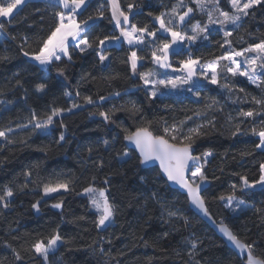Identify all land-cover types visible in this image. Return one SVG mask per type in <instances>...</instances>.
I'll use <instances>...</instances> for the list:
<instances>
[{"label": "trees", "instance_id": "16d2710c", "mask_svg": "<svg viewBox=\"0 0 264 264\" xmlns=\"http://www.w3.org/2000/svg\"><path fill=\"white\" fill-rule=\"evenodd\" d=\"M221 1V5L230 12L224 0ZM3 2L0 0V3ZM176 2L120 0V5L125 11L130 3L138 5L130 14L131 23L140 27L148 25L150 30L155 31L159 24L153 21L149 13L158 15L161 11L171 9ZM185 2L193 7L189 0ZM102 5L109 9L104 0H89L88 7L78 19L94 15ZM37 9L40 11L37 12ZM58 10L54 2L29 1L8 20L0 19L7 29L6 33L0 32V57H9L6 61L0 60V92L3 93L0 95V102H3L0 103V127L8 126L9 121L13 128L17 123H27L30 110H35L40 118H44L52 107L68 108L72 103L83 105L71 113L65 112L54 117V123L44 130L33 132L31 126L17 129L10 134V139L14 141L12 144L0 139V192L5 185L17 192L19 187L28 184L24 193H18L12 199L8 209L0 207V264H44L40 257L25 249H29L36 240L52 235L54 231H59L64 242L59 243L56 250L49 254V264H185L189 247L185 238L191 237L193 233L201 241L196 257L201 264H244L189 209L186 197L172 190L156 168L142 169L137 155L125 145L122 129L134 131L136 127L151 122L148 126L153 134L164 135V122L172 125L189 116L192 119L184 125L185 132L200 124L207 125L209 121L214 124V127L209 125L205 128L208 135L197 139L194 145L197 155L206 150L213 153L204 169L208 189L202 195L210 215L215 221L229 225L242 240L248 243L255 241L254 255L264 259V186L257 185L245 193H236L248 206L237 214H232L218 198H207L215 190L232 189L233 184L239 187L241 176H246L250 182L259 179L264 149L256 148L259 137L251 135L249 130L253 123L259 125L264 115L254 121L243 120L241 129L248 132L247 135L233 137L231 133L235 131V125L241 122L242 118L238 116L241 110L259 108L251 97L264 98V84L257 87L219 70L217 85H195L190 87L191 91L165 92L150 98L149 92L142 87L140 79L132 74L130 65L126 63L130 48L124 44L106 48L110 59L103 65L99 63L95 51L81 54L70 47L73 62L64 57L41 68L30 57L22 54L20 46L27 37L28 44L24 45V50L31 53L37 49L40 38L55 26L54 13ZM197 21L206 23L204 16L194 12L186 26L190 27ZM228 30L233 33L229 38L230 47H220L224 34L216 31L209 35L206 42L173 55L170 58L171 65L179 66V62L189 55L200 58L202 63L207 62L225 51L241 50L250 43H258L264 39V6H257L254 15L244 18L240 28L232 26ZM85 34L90 39L117 36L118 29L111 21L109 10L105 12V18L97 19ZM165 37L158 33L157 44ZM138 56L145 57L139 64V73L158 70L145 50H139ZM58 68L65 69L67 79L58 74ZM113 76L118 78L105 79ZM260 78L264 81V75ZM17 80L20 81L19 85ZM40 83L47 85L44 94L35 92V86ZM223 83H228L233 90L230 92L221 88L219 84ZM116 92L120 96H116ZM65 93L68 95L65 96ZM194 93H199V96ZM85 96H91L95 103L85 104ZM100 96L107 99L101 101ZM245 98L247 102H244ZM213 100L216 104L206 108ZM133 103L141 109L135 116L126 110L115 111L112 121L106 123L98 115L100 111L113 108L127 109ZM196 112L201 115H194ZM229 117L234 119L230 121ZM61 132L65 140L57 143ZM124 151H128L131 157L127 162L121 160ZM242 153L249 155L242 156ZM100 162L104 165L102 169L97 168ZM29 170L31 177L26 180L23 173ZM93 176L98 187L107 188L106 195L117 208L114 223L102 230L95 226L96 212L89 206L88 198L80 194ZM105 178L109 180L107 185L103 184ZM64 181H71L70 191L44 195L45 184ZM36 201L40 202L39 212L31 207ZM58 202L62 203L60 212L51 207ZM169 211L177 212L179 217H186L188 226L185 227L183 218L169 217ZM145 241L149 246H145ZM5 243L20 251L24 260L15 261L11 249L5 247ZM101 248L107 255L101 254ZM176 252L180 255L177 256Z\"/></svg>", "mask_w": 264, "mask_h": 264}, {"label": "snow or ice", "instance_id": "6c2138e0", "mask_svg": "<svg viewBox=\"0 0 264 264\" xmlns=\"http://www.w3.org/2000/svg\"><path fill=\"white\" fill-rule=\"evenodd\" d=\"M27 2L28 0H7V3H0V17H10L13 10L17 9V6L26 4ZM227 2L231 6V12L221 9L220 0H189V3L194 4L195 8L188 6L185 0H177L171 9L161 11L158 15L149 13L153 21L159 24V28L152 31L149 29L148 25L140 27L135 23H131L130 14L138 5L130 3L127 6V11H125L121 8L120 0H108L109 9H105L102 5L97 8L94 15H89L86 19L79 20L78 17L88 7L89 0H55V5L59 7V10L54 13L56 21L55 26L49 30L46 36L40 38L37 49H34L31 53L24 50V45L28 44L27 37L24 38V43L20 46V49L25 57H30L41 66L50 65L54 61H61L64 57H66L69 62H73V56L69 50L70 47L78 49L81 54H85L89 50L95 51L99 63L103 65L110 59V56L106 54V46L108 44L119 42L121 38L130 46L134 44H152L155 42L158 33H166L167 36L171 37V40L169 41L167 37H165V39L152 50L151 59L160 68H169L171 65L168 62V57L174 45L185 41L189 44L195 43L197 39L201 37L204 40H208L210 25H219V31H222L224 34V41L220 44V47L224 48L225 45H229L230 47L231 40L229 38L233 33L226 30L225 26L233 25L237 29L240 28L244 18L254 15V9L257 6H264V0H227ZM209 5H211L210 8ZM182 9L186 10L182 11ZM108 10L111 12V21H114L116 28L119 29V36L105 35L103 38L97 36L90 39L85 33L97 19L105 18V12ZM36 11L39 12L40 9ZM194 12L206 13L207 22L203 24L199 21L193 23L190 28L192 34L189 35L183 28L188 21L191 20ZM41 20H43V17H41ZM0 32H7L3 23H0ZM148 37L154 39L147 40ZM12 38L15 39V37ZM69 38L74 42L72 45L69 43ZM247 53H255V55L246 56ZM236 57H244L243 63L247 65V67L242 70V64L235 59ZM8 59L9 57L7 56L0 57V60L6 61ZM143 59H145V57L138 56L136 51H131L126 63L130 65L133 75L137 74L138 63ZM223 61H227L228 63H222ZM179 63L180 68L176 70L186 73L183 76L156 79V73L153 71L139 73L145 89L147 90L149 85L152 86V90L148 93L150 98L157 96L159 91L157 86L176 89L180 85L188 84L198 75V68L202 70L199 72V77L207 80V82L212 85L218 84V69H221L226 70L232 77H246L252 84L261 87L262 84H264V81L260 78L261 75H264V72H261V70H264V39H261L258 43H250L248 47L241 50L233 49L231 51H225L222 55L207 62L202 63L200 58H192V56L189 55L187 59ZM57 72L60 76H64L65 79H67L64 68H58ZM258 72H260V75L257 74ZM116 78L118 77L113 76L105 79L112 80ZM16 83L19 85L20 81L17 80ZM219 86L230 92L233 90V87H230L228 83L219 84ZM46 90L47 85L45 83H40L35 86V92L38 94H44ZM189 91H191V88ZM239 91L243 92L244 89H239ZM0 95H3V93L0 92ZM64 95L67 96L68 93ZM79 95V92H77V96ZM115 95L120 96V93L116 92ZM194 95L199 96V93H194ZM83 99L85 104L92 105L95 103L91 96H85ZM105 99L107 98L104 96L99 97L101 101ZM251 100L255 105L259 106V108L249 109L247 111L241 110L238 113V116L242 119L240 123L235 125V131L231 133L233 137L238 134H248V132H244L241 129V123H243L244 119H252L254 121L255 118L264 115V98L253 96ZM244 102H247V98H245ZM7 103L10 104L12 102L7 101ZM215 104L216 101L213 100L212 104L206 105V108H212ZM81 107H83V105L78 103H72L68 108L52 107L44 118H40L35 110H30L31 115L27 123H17L15 128H13L11 126L12 122L9 121L8 126L0 127V139L5 140L8 144H12L14 141L10 139V134H13L17 129H28L29 126H31L33 132L46 129L54 123V117L61 116L65 112L71 113L74 109H79ZM120 110H126L132 116H135L141 111L139 106L133 103L127 109L113 108L108 111H100L98 115L107 123L112 121L115 111ZM90 115H96V113H90ZM194 115L200 116L201 113L196 112ZM191 119L192 117L189 116L178 123L174 122L172 125H168L167 122H164V135H154L148 126L151 122L136 127L134 131L122 129L124 132L123 139L135 146L136 151L139 153L138 159L140 165H148L152 161H158L160 170L167 180L178 184L180 188L186 190L190 203L195 206L204 217H207L215 224L216 221L213 220L210 215L205 198L201 195L203 186L208 181L204 169L209 163L208 158L211 157L213 153L211 150H206L198 155L194 154L196 151L194 145L197 139L208 135V133L205 132V128L209 125L214 127V124L209 121L207 125L200 124L187 129V132H185L184 125ZM232 119L234 118L229 117L230 121ZM60 126L62 128L64 127L62 122ZM249 131L251 135L259 137V143L256 144V148L264 149V120H260L259 125L253 123ZM63 140H65V135L61 132L57 143ZM21 143H24V141H21ZM107 144L108 142L105 141V145ZM91 151L92 149L90 148L89 152ZM244 155H249V153H242V156ZM130 158L129 152L124 151L121 160L127 162V159ZM103 167L104 165L102 162L97 165L98 169H102ZM259 169L260 176L258 180L250 182L246 176H241L240 180L242 183L239 187L233 184L231 186L233 190L231 194L227 197L224 195L218 197L221 201H227L224 205L226 208L235 212L241 205H245V201L236 195L237 192L245 193L248 189L255 188L257 185L264 186V162L260 163ZM186 172H190L191 179L186 178ZM23 175L26 180L30 179L31 171H25ZM141 179H143V177H141ZM108 183L109 180L105 178L103 184L107 185ZM70 184L71 181L45 184L43 186V193L45 196H48L52 193L60 192L61 190L68 192L71 190ZM27 188L28 184L25 183L19 187L17 192H14L11 187L5 185L2 192H0V207L8 209L12 199L18 193H24ZM106 192V187H98L96 185V177L93 176L88 186L84 187L82 193H80L88 196L89 206L96 212V220L94 223L98 230H102L114 223V217L117 212L116 205L110 201ZM153 195L155 197V194ZM234 201L236 202V207H232ZM39 203V201H36L31 205L32 209L36 212L40 211L38 206ZM51 207L61 209L62 203H54ZM168 216L183 218L185 227L189 224L188 219L186 217H179L177 212L169 211ZM79 219H84V217H80ZM217 227L223 236L234 245L235 249L239 250L242 255L247 253L246 264H264V259L254 255L255 241L248 243L242 240L237 233L223 221H221ZM165 235H167V233H165ZM61 242H64L63 237L60 235L59 231H54L52 235L36 240L31 244L30 248L25 249V251L33 252L35 256L43 258L44 264H49V254L53 253ZM185 242L189 245L187 250L188 259L185 261V264H201V261L196 259L199 255L198 249H200V239L193 233L191 237L185 238ZM145 246H149L147 241H145ZM5 247L11 249L15 261L22 262L24 260L20 251L12 248L10 244L5 243ZM100 252L101 254L107 255L104 253L103 248L100 249ZM176 255L179 256L180 253L176 252Z\"/></svg>", "mask_w": 264, "mask_h": 264}, {"label": "rangeland", "instance_id": "374dc122", "mask_svg": "<svg viewBox=\"0 0 264 264\" xmlns=\"http://www.w3.org/2000/svg\"><path fill=\"white\" fill-rule=\"evenodd\" d=\"M29 1H38V0H28V2ZM39 1H41V0H39ZM43 1H50V2H54L55 3V0H43ZM221 2H223V1H221L220 0V7H221V9L222 10H224V11H227V8H224L222 5H221ZM224 2H225V4L228 6V8H229V10H230V12L232 11V9H231V6L228 4V2H227V0H224ZM3 3H7V0H4V2ZM193 5V8H195V5L194 4H192ZM22 5H20V6H17V9H14L13 10V13L10 15V17H12V15L21 7ZM211 7V5H209V8ZM183 10H186V9H182V11ZM197 13H199L200 15H202V16H204L205 17V20H206V22H207V15H206V13H200V12H197ZM10 17H0V19H5V20H8ZM233 25H226L225 26V28H226V30H228L230 27H232ZM190 28H191V26L190 27H187L186 25L184 26V28H183V30L184 31H186L189 35H191L192 33H191V31H190ZM219 28H220V26L219 25H210V27H209V35H211V34H215V32L217 31H219ZM229 31V30H228ZM222 34H223V32L222 31H220ZM119 29H118V35L117 36H119ZM164 35L166 36V37H168L170 40H171V37L170 36H167V34L166 33H164ZM154 38H152V37H148L147 38V40H153ZM169 40V41H170ZM207 40H204L202 37L201 38H198L197 39V41L195 42V43H191V44H189L188 42H181L180 44H182L183 45V48H182V50L183 49H188L189 47H191V46H193V45H196V44H198V43H202V42H206ZM69 43H70V45H72L74 42H72L71 41V39L69 38ZM122 44H124L125 46H127L128 48H130V53H131V51H136L137 52V55H138V51L139 50H145V54H147L148 56H150V61L151 62H153L152 61V59H151V52H152V50L156 47V46H158L159 45V43L157 44V40H156V38H155V42L154 43H152V44H146V45H129L126 41H124L123 40V38H121L120 39V41L119 42H113V43H111V44H108L107 46H106V48H108V47H119V46H121ZM77 51H79L78 49H76ZM181 50V51H182ZM180 51V52H181ZM144 52V51H143ZM253 55H255V53H247L246 54V56H253ZM173 56V55H172ZM171 56V57H172ZM170 57V58H171ZM235 59H237L239 62H241V64H242V70L244 69V68H246L247 67V65H245L244 63H243V61H244V57H236ZM32 61H34V60H32ZM35 63H37L38 65H39V63L38 62H36V61H34ZM140 63H142V60L141 61H139V63H138V72H137V74L136 75H134L135 77H137V78H139L140 79V76H139V64ZM222 63H228L227 61H223ZM169 64L171 65V62H169ZM41 68H46L47 66H41V65H39ZM158 68V70L157 69H150V70H146V71H144V72H148V71H153V72H155L156 73V76H155V78L156 79H166V78H170V77H176V76H183V75H185L186 73H184V72H181V71H177L176 69H179L180 68V65L179 66H177V67H173L172 65H171V67H169V68H159V67H157ZM219 70H221V69H218V71ZM200 71H202L201 69H197V72H198V75L196 76V77H194L193 78V80L192 81H190L188 84H183V85H180V86H178L176 89H172V88H164L163 86H157L158 87V89H159V91H158V94H157V96L156 97H158V96H161L163 93H165V92H170V93H177V92H186V91H189V88L191 87V86H195V85H201V84H206V85H212V84H209L208 82H207V80H204V79H202V78H200L199 77V72ZM225 72H226V70H224ZM263 70H261V72H262ZM142 73V72H141ZM229 75H231L230 73H228ZM258 75H260V72H258L257 73ZM236 78H240V79H244V80H246L249 84H251V85H254V84H252L246 77H240V76H237ZM140 81H141V83H142V87L145 89V87H144V85H143V81L140 79ZM152 90V86L151 85H149L148 86V88H147V91L148 92H150ZM44 130V129H43ZM190 179H191V175H190ZM61 191H63V190H61ZM232 189H230V188H222V189H218V190H215V191H213V192H211L208 196H207V198H218L219 196H221V195H224L225 197H227L229 194H231L232 193ZM58 193V192H57ZM54 194H56V193H52V194H50V195H48V196H51V195H54ZM84 195V194H83ZM84 196H86L87 198H88V196L87 195H84ZM223 202V204L225 205V203L227 202L226 200L225 201H222ZM246 205V204H245ZM241 205L239 208H237V211H235V212H232V211H230L229 210V208H227L232 214H237V213H239V212H241L242 210H244V209H246V208H248V206L246 205ZM232 207H236V202L234 201L233 202V204H232ZM94 210V209H93ZM95 211V210H94ZM55 251V250H54ZM41 258V257H40ZM42 260H43V258H41Z\"/></svg>", "mask_w": 264, "mask_h": 264}, {"label": "water", "instance_id": "95a60500", "mask_svg": "<svg viewBox=\"0 0 264 264\" xmlns=\"http://www.w3.org/2000/svg\"><path fill=\"white\" fill-rule=\"evenodd\" d=\"M107 5H108V0H104ZM108 8H110V6L108 5ZM110 12V10H109ZM194 15V13L192 14V16ZM110 16H111V12H110ZM114 22V21H113ZM115 24V22H114ZM183 45L182 44H177L173 46V49L170 51L169 57H168V62H170V57L172 55H177L180 53V51L182 50ZM155 64V63H154ZM156 65V64H155ZM157 67H159L158 65H156ZM160 68V67H159ZM125 145L127 147V149L131 152H134L137 157H139V153L136 151L135 146L129 144L127 141H125ZM195 154V153H194ZM142 169L144 170H148V169H152V168H156L159 171L160 176L165 180V182L168 184V186L172 189L177 191L178 193H180L181 195L185 196L187 201H188V206L189 209L200 219L202 220L204 223H206L208 225V227L215 233V235L221 239L223 241V243L230 249L232 250L236 256L241 260L244 261V264H246V259H247V253H244L243 255L239 252V250L235 249L234 245L231 244L230 241H228L223 234L219 231L217 225L220 222H217L214 224L212 223L211 220H209L207 217H204L202 213L199 212V210L197 208H195V206H193L187 196V192L186 190L180 188V186L178 184H175L174 182L168 181L167 178L163 175V173L160 170V166H159V162L158 161H152L150 162L148 165H140ZM190 172H186L185 176L186 178L190 179ZM208 189V185L207 183L203 186V190L201 192V195H203V193H205ZM55 211L60 212L61 209H55L53 208ZM212 217V216H211ZM213 219V218H212ZM214 220V219H213Z\"/></svg>", "mask_w": 264, "mask_h": 264}, {"label": "crops", "instance_id": "0c3cea01", "mask_svg": "<svg viewBox=\"0 0 264 264\" xmlns=\"http://www.w3.org/2000/svg\"><path fill=\"white\" fill-rule=\"evenodd\" d=\"M193 17V16H192Z\"/></svg>", "mask_w": 264, "mask_h": 264}]
</instances>
